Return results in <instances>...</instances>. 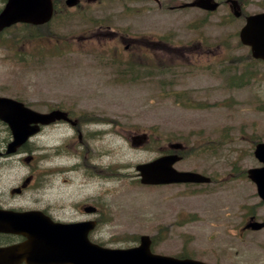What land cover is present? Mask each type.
<instances>
[{
    "label": "rangeland",
    "instance_id": "1",
    "mask_svg": "<svg viewBox=\"0 0 264 264\" xmlns=\"http://www.w3.org/2000/svg\"><path fill=\"white\" fill-rule=\"evenodd\" d=\"M243 2L244 12L264 9V0ZM147 7L156 6L128 0L121 16L116 5L71 9L74 17L49 24L54 33L25 34L22 25L0 33V95L94 122L79 130L43 127L21 151L5 154L12 137L0 121V204L45 205L65 221L95 219L91 238L107 247H135L147 235L160 254L264 264L249 235H233L250 210L264 219V204L243 173L260 165L253 149L264 142V61L238 43L244 21L226 7L206 17ZM126 44L125 58H113ZM178 142L175 167L212 181L142 183L135 164L178 149ZM28 156L32 164L20 159ZM27 176L29 187L12 194ZM89 205L97 211H85Z\"/></svg>",
    "mask_w": 264,
    "mask_h": 264
},
{
    "label": "water",
    "instance_id": "2",
    "mask_svg": "<svg viewBox=\"0 0 264 264\" xmlns=\"http://www.w3.org/2000/svg\"><path fill=\"white\" fill-rule=\"evenodd\" d=\"M50 14L49 0H8L0 13V29L17 21L41 23L49 19ZM240 37L243 43L251 45L254 56L264 59V13L248 17ZM62 117L66 116L60 110L42 113L20 101L0 96V119L8 124L13 138L7 145V152L15 151L37 132L38 123L47 124ZM255 152L264 162V144H258ZM177 159V155H164L138 164L136 168L140 171L141 182L158 184L208 180L196 172L174 169L172 164ZM249 173L264 197V167L249 170ZM93 225L94 222L54 223L37 211L21 214L0 212V230L21 232L27 237L20 244L0 249V264H14L22 260L29 264H207L152 254L147 236H142L140 245L134 248L101 247L87 238Z\"/></svg>",
    "mask_w": 264,
    "mask_h": 264
},
{
    "label": "flooded vegetation",
    "instance_id": "3",
    "mask_svg": "<svg viewBox=\"0 0 264 264\" xmlns=\"http://www.w3.org/2000/svg\"><path fill=\"white\" fill-rule=\"evenodd\" d=\"M75 3L73 4V6H68L66 3V0H52V4H53V15L52 18L50 20V22L55 21L56 19H58L60 21V23H58L59 25H61L62 23H65V21H67V19H70L73 16V14H71L70 12H68L71 9H85L87 7H103L105 5H116V6H120L121 8V12H120V16L121 14H124L123 10L126 8V4L128 2V0H74ZM131 2H134L136 4H140L141 6L144 5H155V8H149L152 10H162V11H175L178 9H189V10H197L203 13V15L206 17L208 13H213L215 11H217L219 8L226 7V9L229 11L230 14H232L233 16H238L239 19H245L246 15H248L251 12H247L245 9V4L243 2V0H236L237 3H233L231 0H130ZM144 3H148V4H144ZM187 3H195L194 6H183L184 4ZM205 4L207 6H212L213 4H216V8L215 9H207L199 4ZM146 7H141L142 9H145ZM111 10H114V7L111 8ZM67 12L69 14H67ZM255 12V11H253ZM142 13V12H140ZM114 17H119L118 13H112ZM63 15H67L66 18H63ZM100 18H95V19H103L106 18L104 16H99ZM110 18V17H109ZM49 22V23H50ZM48 23V24H49ZM42 25V26H41ZM30 27H35L37 29H39L40 31H43L44 33L46 32H55L52 28L45 26L44 24H40V25H33V24H29ZM74 34V33H73ZM117 35L122 36L123 33L119 30L117 31V33H115ZM112 45V44H111ZM111 45H107V47H110ZM117 44H114V46H116ZM130 44H126L124 49L121 50L120 52H115L113 54V58L119 59L121 60L124 57V51H129L130 49ZM201 47V46H199ZM87 122H90L89 120H83L80 121L78 119H73L70 117V120H66V121H60L58 123H65V124H69L72 129L75 130H79V127H91V124L94 123L92 122L91 124H87ZM79 123H83L82 125H79ZM30 162V161H29ZM29 180V179H28ZM24 190L21 189L20 193H22ZM0 208H6V209H10L12 207H4L2 205H0ZM19 211H26V210H41L42 212L49 214L51 217L55 218L51 213H53L51 211V213L48 211V208L45 207V205H34V206H27V207H18L15 208ZM254 213H249L248 214V218L244 221V223H239L238 227H237V232L234 233L233 235H235L237 237L238 240H242L243 238L246 239V235H249L247 240H248V245L249 248L256 254L259 255L261 257H264V219L263 220H256L254 219V216L256 217V215H254ZM56 220H58V218H55ZM25 238L22 235L19 234H12V233H7V232H0V247H6L9 245H13V244H17L20 243L24 240ZM17 264H27L26 262H15ZM221 264H225V263H221Z\"/></svg>",
    "mask_w": 264,
    "mask_h": 264
}]
</instances>
